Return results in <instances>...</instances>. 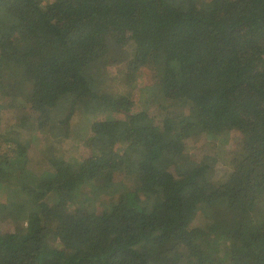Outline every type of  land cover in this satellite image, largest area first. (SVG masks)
I'll return each instance as SVG.
<instances>
[{
    "label": "trees",
    "instance_id": "16d2710c",
    "mask_svg": "<svg viewBox=\"0 0 264 264\" xmlns=\"http://www.w3.org/2000/svg\"><path fill=\"white\" fill-rule=\"evenodd\" d=\"M0 264H264V0H0Z\"/></svg>",
    "mask_w": 264,
    "mask_h": 264
},
{
    "label": "rangeland",
    "instance_id": "374dc122",
    "mask_svg": "<svg viewBox=\"0 0 264 264\" xmlns=\"http://www.w3.org/2000/svg\"><path fill=\"white\" fill-rule=\"evenodd\" d=\"M151 72L148 71L145 73L144 77L146 76L145 81L150 80ZM117 90L122 91L123 86L116 87ZM242 141V137L236 133H231L229 135V141L227 145L224 147L223 152H221L220 158L215 156L217 153L216 148H212V146H209L210 144L207 141H204V138L201 137V139L196 140L192 139L191 142L185 143L184 148L182 151L179 152L178 155L174 158L173 162L175 163L179 171H182V169L186 170V166H188L190 163H199L202 162L205 159H216V162H218V165L220 167L219 171H226L227 167L226 164L231 157L233 151L236 150L237 147L240 146ZM220 152V151H219ZM82 152H79L77 156H80ZM174 168V166H172ZM226 168V169H225ZM228 170V169H227ZM122 175L119 174V178H121Z\"/></svg>",
    "mask_w": 264,
    "mask_h": 264
}]
</instances>
